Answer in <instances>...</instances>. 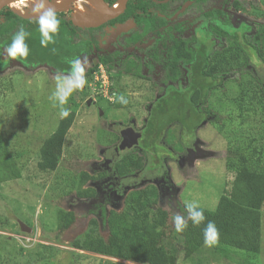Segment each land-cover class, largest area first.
Masks as SVG:
<instances>
[{"label":"rangeland","instance_id":"obj_1","mask_svg":"<svg viewBox=\"0 0 264 264\" xmlns=\"http://www.w3.org/2000/svg\"><path fill=\"white\" fill-rule=\"evenodd\" d=\"M233 1L219 0L218 5L231 14L234 23H264V0H243L244 11L233 9ZM74 6L92 15L98 13L82 0L76 5L73 3ZM13 7L18 15L32 17L27 2H16ZM76 11L79 13L74 14L75 18L72 8L64 13L76 21L75 25L82 29V37L91 40L100 36L101 33L94 30L101 29V24L93 21L91 14L87 19L80 18L81 11ZM129 30L118 34L115 41L109 43L112 45L100 41L91 55L80 58L88 60L85 66L87 83L83 89L74 91L64 106L75 114V118L65 136L60 164L54 171H42L38 167L40 148L62 119L60 106H54L51 99L56 89V74L63 77L70 73L57 72L47 64L27 67L15 60L1 72L0 79L4 82L7 79L8 88L4 90H12L5 97L0 93V131L19 163L22 176L0 184V264H142L88 252L75 248L72 243L89 232L93 219L97 221L98 233L106 236L104 209L108 212L126 207L127 198L135 191L137 183L142 188L156 187L158 197L151 211L167 210L170 226L174 224V215L185 217L184 208L188 203L217 209L220 198L231 187L234 175L226 164L229 140L210 120L191 137L181 136L180 126L174 124L173 133L180 138L175 147L165 142L157 155L150 154L145 169L135 176L136 179L120 181L106 177L89 180L82 186L83 173L98 175L117 160L119 153L115 148L123 141L122 131L128 127L139 130L148 116L147 105L163 92L152 83L161 78L160 66H151L153 62H149L142 69L151 77L148 80L126 72L125 67L133 69L135 65L148 63L149 54L155 48H164L170 41L143 40L127 44L124 37ZM113 51H119L120 55L111 68L104 66L110 90L116 92V97L110 101L103 92L94 94L93 88L95 71L100 67L97 55ZM251 66L255 74L264 79V64L255 56ZM236 84L235 81L227 82L225 92L228 96L237 94ZM216 91L210 102L216 109L224 107L222 113L216 115L224 118V113L233 112L234 124L240 126L237 112L230 105L222 104L223 89ZM120 96L128 103L121 104ZM90 99L92 102L88 103ZM244 127L249 131V125ZM166 172L169 180L162 178ZM82 187L95 189V195L78 196ZM60 209L71 210L76 215L75 222L63 232L58 228ZM180 264H264V207L260 250L255 256L241 249L215 244L204 246L192 258L180 260Z\"/></svg>","mask_w":264,"mask_h":264},{"label":"trees","instance_id":"obj_2","mask_svg":"<svg viewBox=\"0 0 264 264\" xmlns=\"http://www.w3.org/2000/svg\"><path fill=\"white\" fill-rule=\"evenodd\" d=\"M106 1L110 5L117 2ZM57 17L60 25L53 36L54 43L44 47L41 46L42 37L33 17L20 16L7 7L1 9L0 74L12 60L32 68L47 64L57 72L70 73L73 60L92 54L95 47L100 45L99 36L84 39L82 29L64 12L57 13ZM100 24L102 28L104 24ZM229 24L222 23L218 28L220 36L225 38V41L218 42L219 46L206 41H174L164 45L162 52H151L148 63L135 65L133 69L125 67L126 72L148 80L151 77L145 75L142 69L149 62H153L151 66H160L161 78L152 83L163 92L147 105L148 116L140 128L142 136L138 147L120 150L119 157L110 168L98 175L85 172L81 181L83 186L89 180L106 177L120 181L133 180L145 169L149 155H157L161 145L166 142L171 144L170 147H175L180 138L173 133L174 124L180 126L181 136L191 137L205 121L210 120L229 140L226 164L228 171L234 175L231 187L220 198L217 209L200 207L204 211L205 221L193 226L189 220L188 227L183 232H177L174 224H169L170 214L167 210L159 208L155 213L151 211L158 197L156 187L142 188L137 183L134 185L135 191L127 198L126 207L108 212L104 209L108 228L106 236L98 233L97 221L93 219L89 232L73 241L75 248L142 264H180V260L192 258L205 246L203 228L208 221H214L219 230L217 246L241 249L251 256L259 252L264 207V79L255 74L251 65L254 56L264 64V23L248 26L241 31L239 28L234 30ZM21 25L30 33L26 38L29 55L11 58L5 50ZM94 31L101 33V29ZM131 40L126 41L127 44L136 42L133 38ZM119 55V51L101 53L97 55V60L111 68ZM185 73L187 82L184 84L181 78L185 77ZM6 80L0 79L3 97L12 90H4L8 88ZM232 81L237 82L238 91L236 95L228 96L226 85ZM217 89H223L222 95L225 94L226 101L224 96L222 104L230 105L237 112V117L241 119L240 126L234 124L233 112L224 113V118L216 115L224 109H216L210 102L211 95ZM74 118L73 112L67 118H62L56 130L42 143L38 161L40 170L54 171L60 164L65 136ZM245 124L250 126L249 131ZM21 176L19 163L4 133L0 131V184ZM162 178L169 180L168 172ZM95 192L91 187H82L78 196L92 197ZM184 213L185 218H189L186 208ZM75 219L73 211L60 209L59 231H66Z\"/></svg>","mask_w":264,"mask_h":264},{"label":"flooded vegetation","instance_id":"obj_3","mask_svg":"<svg viewBox=\"0 0 264 264\" xmlns=\"http://www.w3.org/2000/svg\"><path fill=\"white\" fill-rule=\"evenodd\" d=\"M21 1L27 2L29 6H31L27 0H15L5 7L13 11L15 10L13 7L14 4ZM77 1L79 2V0L74 1L75 5ZM218 1L219 0H128L124 12L112 20H103L102 23L104 25H102L103 27L101 28L99 40L105 44L107 39L111 36L112 30L117 29L118 25L127 24L129 26L126 30H130L124 37L125 41H130L131 38L135 39L134 41H170L166 43L167 45H170L174 41H206L219 46V41H225V38L221 37L218 31L222 23L228 22L234 30H238L239 28L240 31L248 26L257 24L248 21H241L239 24L234 23L231 14L223 10V7L218 5ZM55 2H58V0H55ZM241 2H243V0L240 2L234 0L233 3H235V6H233L232 3V8L238 11H244ZM119 3V0H117V2L114 3L115 5H112H114L116 9ZM83 4L85 5L84 2ZM70 8L74 11L72 12L73 17H77L74 14L79 13H77L76 9L81 11V15H79L80 18L87 19L89 14L92 15V13L82 10L79 6L73 7L72 5ZM13 12L15 13V11ZM97 12V14L102 13L99 11ZM72 22L74 23V20H72ZM163 49L165 48H155L154 51L162 52ZM186 77L187 73H185V77L181 78L182 83H184V78L187 82ZM91 102L92 100L90 103ZM136 131L142 133L141 129ZM138 145L127 147V149L136 148ZM119 146L120 144L115 148L116 152L125 150L120 149ZM134 179H136V177H134Z\"/></svg>","mask_w":264,"mask_h":264},{"label":"clouds","instance_id":"obj_4","mask_svg":"<svg viewBox=\"0 0 264 264\" xmlns=\"http://www.w3.org/2000/svg\"><path fill=\"white\" fill-rule=\"evenodd\" d=\"M59 2V0H58ZM31 5L30 13L38 24L41 34V46L47 47L50 43H54V34L57 33L60 25V20L57 17L56 10L48 6L49 0H29ZM30 35L24 28L20 26L19 30L13 35L11 43L6 47V53L11 58L27 57L29 55V47L26 43V38ZM87 58H77L71 62L70 74L68 76H61L56 74V89L52 93L51 99L54 106L58 104L60 106L61 118H67L70 111L67 107L68 98L76 90L83 89L87 83L85 76V66L87 65ZM119 102L121 104H127L128 101L125 97L120 96ZM189 215V218H185L180 214H176L172 217L175 230L177 232H183L188 227V221L190 220L193 226H199L205 221V215L203 209L193 202L185 205ZM204 245L207 247L214 246L219 240V230L214 221H208L203 228Z\"/></svg>","mask_w":264,"mask_h":264},{"label":"water","instance_id":"obj_5","mask_svg":"<svg viewBox=\"0 0 264 264\" xmlns=\"http://www.w3.org/2000/svg\"><path fill=\"white\" fill-rule=\"evenodd\" d=\"M15 0H0V10L3 9L7 4ZM75 0H66L64 6H59L56 4L55 0H49L48 6L52 7L56 10V13L58 12H64L68 10V8L72 7ZM104 10L105 13L97 14L92 17V20L96 23H102L103 20H112L119 16L122 12H124L128 0H119L120 5L118 9H115L114 5H109L105 0H95ZM75 18V17H74ZM74 23L76 21L74 20ZM129 25L127 24H121L118 25L117 29L111 31V36L107 39L106 43L114 42L115 37L127 29ZM110 45V44H109ZM92 99L88 101L90 103ZM123 135V141L120 144V149H126L127 147H133L137 146L139 144V139L142 136V133L140 131H136L133 127H128L122 131ZM23 225V224H22Z\"/></svg>","mask_w":264,"mask_h":264},{"label":"built area","instance_id":"obj_6","mask_svg":"<svg viewBox=\"0 0 264 264\" xmlns=\"http://www.w3.org/2000/svg\"><path fill=\"white\" fill-rule=\"evenodd\" d=\"M105 65L106 64L104 63H100V67L95 71L97 76H96V83L93 88V92L94 94L96 93L99 94L100 92H103L104 97L108 98L110 101H113L114 98L116 97V92L115 91L112 92L110 90V86L108 85V75L104 70Z\"/></svg>","mask_w":264,"mask_h":264},{"label":"bare ground","instance_id":"obj_7","mask_svg":"<svg viewBox=\"0 0 264 264\" xmlns=\"http://www.w3.org/2000/svg\"><path fill=\"white\" fill-rule=\"evenodd\" d=\"M82 1H85L87 4L94 7L97 11L105 13V10L95 0H82ZM65 2H66V0H60L59 2H56V4L59 6H64ZM119 5H120V3H119ZM119 5H118V7H119ZM118 7L116 9H118ZM102 13H99V14H102Z\"/></svg>","mask_w":264,"mask_h":264}]
</instances>
